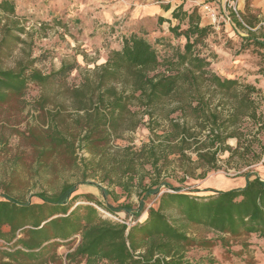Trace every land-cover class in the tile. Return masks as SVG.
<instances>
[{
    "label": "trees",
    "instance_id": "obj_1",
    "mask_svg": "<svg viewBox=\"0 0 264 264\" xmlns=\"http://www.w3.org/2000/svg\"><path fill=\"white\" fill-rule=\"evenodd\" d=\"M18 6L17 0H0V115L19 109L32 84L40 87L33 105L39 120L23 133L35 152L37 168L65 158L82 166L80 183L96 176L124 193L136 190L137 217L146 209L145 199L159 196L143 220L129 225L107 217L97 206L113 215L130 214V203L104 204L92 193H77L80 183L64 182L57 192L36 193L38 202L14 196L12 185H3L0 264H214L209 258L194 261L187 252L218 243L228 246L242 236L264 240L260 176L248 170L242 174L243 185L208 188L212 193L207 195L183 192L166 180L178 171L184 175L181 182L204 178L220 168L219 157L225 152L247 166L261 161L264 153L261 90L211 68V53L204 49L215 29L201 23L198 6L181 3L171 18L159 17V27L169 23L161 35L141 29L120 32V45L110 48L100 65L82 68L64 62L50 72L36 66L44 57H32V46L22 38L32 33ZM163 7L167 11L170 4ZM231 14L247 32L242 49L253 46L262 54L264 33L256 36V25L247 16L239 19L241 13L235 10ZM51 22L38 21L34 32L46 31ZM53 22L66 26L56 17ZM18 47L20 55L5 66ZM74 70H79L80 80L69 83ZM257 73L264 76V63ZM53 87L57 89L51 94ZM142 126L150 130V137L141 147L116 143ZM229 139L237 145L231 146ZM1 143L6 144L4 137ZM79 148L91 154L88 162L78 156ZM198 169L202 172L196 175ZM162 186L172 191L161 192ZM100 189L109 195L108 189ZM195 226L219 236L198 238L190 234ZM74 241V248L59 253Z\"/></svg>",
    "mask_w": 264,
    "mask_h": 264
},
{
    "label": "rangeland",
    "instance_id": "obj_2",
    "mask_svg": "<svg viewBox=\"0 0 264 264\" xmlns=\"http://www.w3.org/2000/svg\"><path fill=\"white\" fill-rule=\"evenodd\" d=\"M152 1V0H151ZM243 0H190L185 3L186 8L198 6L202 16L203 25H212L215 33L207 42L209 46L204 52L211 53V68L224 76L238 78L242 83H250L261 90L258 102L260 110L264 113V76L257 73L264 63V49L259 52L252 46L250 49H242L241 39L246 36L245 29L236 25L231 11L241 13L239 19L247 16L254 25L256 36L264 33V0L261 7L249 6L240 8ZM18 11L24 9L26 16L25 26L32 35H22L32 46V57L42 56L44 59L36 66L44 72L58 69L62 63H78L82 68H93L105 62L106 54L112 47L120 45V32L126 30H146L151 35H161L167 31L169 23H163L159 27L157 21H145L142 26L131 20L132 10L139 7L138 4H146L148 0H17ZM230 5V6H228ZM216 18H212V14ZM222 15H228L231 21L224 22ZM60 19L63 24L55 25L53 20ZM171 17V16H170ZM52 21L49 28L41 33L34 32L40 26L38 21ZM173 24L176 21H172ZM159 29L160 32H159ZM45 30V29H44ZM158 33V34H155ZM177 43V40H173ZM22 45H20L21 47ZM24 47V46H23ZM26 47V46H25ZM20 55V48H16L14 55L5 59V66H10L14 59ZM212 55H216L214 58ZM79 70H74L67 81L78 83ZM57 87L50 89L49 93H55ZM40 87L32 84L23 98L19 109L0 115V197L4 194L3 185H12V195L23 199L38 202L36 193L46 191L57 192L64 182L80 183L82 181V166L69 163L65 158H56L44 169H38L35 152L23 138L24 131L29 125L37 123L38 112L33 110L34 100L40 94ZM147 120V118H146ZM163 129V128H161ZM161 132V130H159ZM4 137L6 144L1 143ZM150 130L142 126L134 132L126 133L123 139L116 143L120 146H131L137 149L143 143H147ZM264 142V136H262ZM233 147L237 145L235 139H229ZM81 159L88 160L91 154L86 149L77 151ZM217 170L208 172L204 178H187L181 182L184 176L178 171L167 176L166 180L172 185L180 187L183 192L193 195H207L212 193L208 188L227 189L241 186L245 183L244 172L250 170L255 175L264 178V153L261 161L252 165H245L237 159H229V153L225 152L219 157ZM15 164V166H13ZM202 169L197 170V174ZM148 181V179H146ZM100 187L110 191L104 196ZM172 191L167 186L161 187V192ZM77 193H92L102 203H110L118 206L121 203H130V214L119 211L116 215L110 214L97 206L107 217L126 222L129 225L141 221L146 217V210L155 204L159 195H152L145 199L146 209L136 216L140 204V195L136 190L124 193L120 187L108 182H102L101 178L92 176L77 185ZM190 234L198 238L217 239L218 234L202 226L192 227ZM78 241L60 247L59 253L64 254L75 247ZM187 255L194 261L213 259L214 264H264V240L256 235L242 236L230 241L228 246L218 243L216 246L206 248H191Z\"/></svg>",
    "mask_w": 264,
    "mask_h": 264
},
{
    "label": "crops",
    "instance_id": "obj_3",
    "mask_svg": "<svg viewBox=\"0 0 264 264\" xmlns=\"http://www.w3.org/2000/svg\"><path fill=\"white\" fill-rule=\"evenodd\" d=\"M187 1H190V0H152V1L148 0L146 4H138L139 7L134 8V10H132L133 12H132L131 20H134V22H137L139 26H142L147 20L154 22V21H158L159 17L171 18L170 16H171L172 10L178 5H180L181 3H186ZM223 1L227 2L228 0H223ZM262 1L263 0H253L252 6L259 8L262 5ZM165 4H170V9L167 11L163 7V5ZM186 6L187 5H185V7ZM239 6L240 8L245 7L246 0L241 1L239 3ZM161 27L164 28L163 24ZM160 30L161 29H159V32ZM128 32H131V31L126 30L124 33H128ZM155 34H158V33H155Z\"/></svg>",
    "mask_w": 264,
    "mask_h": 264
},
{
    "label": "built area",
    "instance_id": "obj_4",
    "mask_svg": "<svg viewBox=\"0 0 264 264\" xmlns=\"http://www.w3.org/2000/svg\"><path fill=\"white\" fill-rule=\"evenodd\" d=\"M235 10H236V8H235ZM211 17L215 19L216 18V15L213 13L211 15ZM221 17H222V19H223L224 22H227L228 23L229 21H231V18L228 15H222Z\"/></svg>",
    "mask_w": 264,
    "mask_h": 264
}]
</instances>
